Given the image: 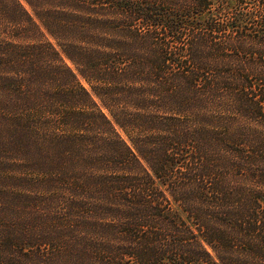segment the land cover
I'll return each instance as SVG.
<instances>
[{"label": "trees", "instance_id": "trees-1", "mask_svg": "<svg viewBox=\"0 0 264 264\" xmlns=\"http://www.w3.org/2000/svg\"><path fill=\"white\" fill-rule=\"evenodd\" d=\"M25 1L0 0V264H264V0Z\"/></svg>", "mask_w": 264, "mask_h": 264}, {"label": "rangeland", "instance_id": "rangeland-1", "mask_svg": "<svg viewBox=\"0 0 264 264\" xmlns=\"http://www.w3.org/2000/svg\"><path fill=\"white\" fill-rule=\"evenodd\" d=\"M22 2L26 5L27 8H29V5L27 4V2H26L25 0H22ZM50 40H51L53 43L56 44V41H55L53 38H50ZM69 63H70V65H71L72 67H74L73 64H72L70 61H69ZM82 81H83L84 85H85L87 88L90 89V86L88 85V83H87L86 81H84L83 79H82ZM105 111L108 113L107 110H105ZM121 133L125 136V134H124L122 131H121Z\"/></svg>", "mask_w": 264, "mask_h": 264}]
</instances>
